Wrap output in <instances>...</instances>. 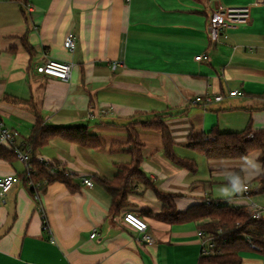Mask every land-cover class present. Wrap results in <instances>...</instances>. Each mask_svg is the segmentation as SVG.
I'll use <instances>...</instances> for the list:
<instances>
[{
	"label": "crops",
	"instance_id": "1",
	"mask_svg": "<svg viewBox=\"0 0 264 264\" xmlns=\"http://www.w3.org/2000/svg\"><path fill=\"white\" fill-rule=\"evenodd\" d=\"M24 1L0 0V119L15 133L14 146L30 157L27 140L40 121L47 127H89L105 147L49 140L34 161L48 165L50 177L68 182H46L37 198L20 180L27 166L0 159V179L19 178L0 197V264H198L207 250L197 235L199 223L158 221L163 205L141 185L128 197L129 209L111 214V198L97 180L112 179L116 165L130 161L127 153L111 151L113 144L127 142L128 123L165 115L175 153L177 147L192 150L189 137L212 130H264V0ZM245 6L251 7L250 23L209 43L212 13ZM69 34L76 40L72 53L63 48ZM204 54L208 60H194ZM46 61L71 64L70 79L44 76ZM235 90L243 96L228 98ZM202 95L223 100L204 108L194 102ZM134 129L142 145L140 169L158 191L179 196L178 211L213 202L218 178L230 176L236 180L233 206L248 207L242 187L250 191L264 173L259 152L242 160L206 159L209 179L202 181L197 170L189 173L167 159L160 131ZM127 211L146 222L151 245L138 242L123 223ZM259 211L264 217V209ZM45 225L49 231L42 230ZM240 256L241 264H264L256 251Z\"/></svg>",
	"mask_w": 264,
	"mask_h": 264
},
{
	"label": "trees",
	"instance_id": "2",
	"mask_svg": "<svg viewBox=\"0 0 264 264\" xmlns=\"http://www.w3.org/2000/svg\"><path fill=\"white\" fill-rule=\"evenodd\" d=\"M10 1L16 4H26L24 0ZM21 11L26 19L24 11L22 9ZM157 117L154 122H132L124 125L123 127L128 129L127 142L111 146V151L114 153H127L130 161L116 165L117 173L112 179L98 178L97 180L111 198L109 212L118 214L121 210L129 208L131 205L128 197L134 194L135 189L141 185L143 189L153 190L156 198L168 205L157 215L158 221L171 226L199 223L198 231L212 240L215 245L214 253L201 256L198 264H241L240 253L252 251H256L264 258V217L255 219L253 212L245 207H231L215 201L194 205L183 212L177 211L170 200L174 195L158 191L151 180L142 172L140 169L142 145L134 129L136 126L150 131H160L164 155L167 159L177 167L186 169L189 173H196V166L193 161L181 158L175 153V146L165 126L167 117L165 115ZM189 138L191 142L189 147L203 155L207 160L245 159L250 154L259 152V162L264 163V130L253 132L247 128L242 132L234 133H221L212 130L210 133L202 134L195 139ZM51 139H61L91 149H103L105 147L103 139L99 135L92 134L89 127H47L38 121L26 144V149L30 153L28 165L31 171L30 173L25 171L20 176V180L24 179L26 182L28 178L31 182H39L41 184L39 190L43 192L46 188L45 185H42L44 181L47 184L58 180L65 183L67 181L64 178L60 179V175L55 178L50 177L46 173L48 165L34 161L37 152L45 147ZM15 148L1 146L0 159L8 162L16 160ZM17 148L22 150L20 147ZM238 182H241V179ZM253 183L256 186H254L255 189L250 186V197L264 195V173L260 174ZM28 191L33 195V190Z\"/></svg>",
	"mask_w": 264,
	"mask_h": 264
},
{
	"label": "built area",
	"instance_id": "3",
	"mask_svg": "<svg viewBox=\"0 0 264 264\" xmlns=\"http://www.w3.org/2000/svg\"><path fill=\"white\" fill-rule=\"evenodd\" d=\"M251 21V7H226V8H218L215 10L210 19L208 21V41L212 45H216L219 43L221 38L227 39L230 31L235 30L239 26H244L249 24ZM63 48L69 52H74L76 48V40L75 38L69 34L67 35ZM196 62L206 61L208 60V56L206 54L199 55L194 59ZM72 65L69 63H60L56 61H46L42 67L40 68V72L49 78L57 79L59 81H68L71 76ZM243 93L235 90L230 91L228 93V97H242ZM223 100L222 96H214L211 97L209 95H202L195 99L196 104H200L204 108L210 106L212 103L221 102ZM15 133L6 129L0 119V147L1 146H14ZM16 149V148H15ZM17 160L27 166V173H30L31 169L28 165L30 157L27 153L16 149ZM43 163L42 161H40ZM19 182V178L13 175H7L0 179V197H4L12 187ZM30 189L34 191V196L37 198V192L41 187L40 183L31 182L28 178L25 182ZM84 185L86 187L92 188L93 184L89 180H84ZM44 181L42 185H45ZM243 193L245 198H249V188L247 186H243ZM248 210L253 212V217L258 219L261 216L259 209L255 205H251L247 207ZM123 223L132 229L137 234V241L140 243H144L147 245H151L153 243V239L151 235L148 234V226L146 222H144L139 216L134 214L133 212H127L122 217ZM42 230L49 231L48 226H43ZM95 231L91 235V238L95 237ZM198 237L201 239L202 245H207V250L203 249V255H211L214 253L215 245L212 240L208 238L204 233L198 232ZM203 247V246H202Z\"/></svg>",
	"mask_w": 264,
	"mask_h": 264
},
{
	"label": "rangeland",
	"instance_id": "4",
	"mask_svg": "<svg viewBox=\"0 0 264 264\" xmlns=\"http://www.w3.org/2000/svg\"><path fill=\"white\" fill-rule=\"evenodd\" d=\"M176 153L178 154L179 157L183 156V157L194 162V164L196 166V170H197L196 177L198 179H200L202 181L209 179V164L203 155H201L198 152L193 151V150L180 149L178 147L176 148ZM188 156H191L193 158H189ZM259 157L257 158L258 162H259ZM238 160H242V159H238ZM259 163H261V162H259ZM253 182H254V180L252 181L251 186H252V189H255L254 186H256V184ZM235 186H236V180L233 176H230L227 178H225V177L224 178H218V181L216 182V184L212 188L213 191L211 194V199H213L214 201L220 200L221 204L228 205L231 207H235L233 205H235L237 201L236 200L233 201L231 199L232 196L236 192ZM135 192H136V189H135ZM249 193H250V191H249ZM171 195H174V196L172 198H170V200L172 201V203L176 207L175 200L179 196H177L176 194H171ZM243 200H244L246 206L255 205L258 209L259 208L264 209V195L253 196V197H250L249 199L244 198ZM159 201H160L161 205H163V208L168 207V205L164 201H162V200H159ZM162 209H161V211H162ZM176 210H177V207H176ZM253 252H255V251H253Z\"/></svg>",
	"mask_w": 264,
	"mask_h": 264
}]
</instances>
